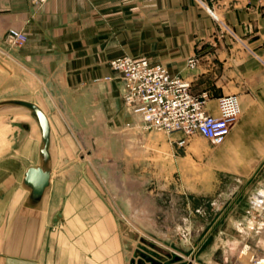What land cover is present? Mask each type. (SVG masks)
Masks as SVG:
<instances>
[{
    "label": "crops",
    "instance_id": "obj_1",
    "mask_svg": "<svg viewBox=\"0 0 264 264\" xmlns=\"http://www.w3.org/2000/svg\"><path fill=\"white\" fill-rule=\"evenodd\" d=\"M10 27L28 41L8 45ZM123 55L162 63L189 80L195 95L207 93L212 115H220L221 97L238 95L242 116L212 163L250 186L247 211L264 217V205L253 202L264 196V0H49L40 8L0 0V88L19 85L23 95L0 98V249L12 258L6 264H113L105 257L114 248V262L126 264L110 198L96 187L93 166L78 160L80 147L103 167L121 129L148 131L124 107L122 74L111 66ZM191 57L199 59L193 67ZM21 101L47 115L48 144L39 118ZM33 167L50 176L41 192L27 179Z\"/></svg>",
    "mask_w": 264,
    "mask_h": 264
},
{
    "label": "rangeland",
    "instance_id": "obj_2",
    "mask_svg": "<svg viewBox=\"0 0 264 264\" xmlns=\"http://www.w3.org/2000/svg\"><path fill=\"white\" fill-rule=\"evenodd\" d=\"M21 92L19 85L2 87L0 98ZM182 137L121 129V143L103 167L95 153L79 147L78 160L93 166L96 187L116 212L126 264H258L264 259V217L247 211L250 186L213 166L212 152L221 144L199 134ZM245 246L253 262L242 254ZM118 251L105 261L114 264ZM8 259L0 249V264Z\"/></svg>",
    "mask_w": 264,
    "mask_h": 264
},
{
    "label": "built area",
    "instance_id": "obj_3",
    "mask_svg": "<svg viewBox=\"0 0 264 264\" xmlns=\"http://www.w3.org/2000/svg\"><path fill=\"white\" fill-rule=\"evenodd\" d=\"M40 8L49 0H30ZM28 41L25 31L12 27L6 37L11 46H22ZM198 57L188 60L193 67ZM111 66L122 74V97L125 109L137 119L144 130H161L171 135L176 132L188 136L202 135L212 144H222L242 116L237 94L220 98V115L207 112V93L198 96L191 91V83L179 75H172L162 63L147 58L123 55L111 61Z\"/></svg>",
    "mask_w": 264,
    "mask_h": 264
},
{
    "label": "water",
    "instance_id": "obj_4",
    "mask_svg": "<svg viewBox=\"0 0 264 264\" xmlns=\"http://www.w3.org/2000/svg\"><path fill=\"white\" fill-rule=\"evenodd\" d=\"M21 104L31 108L40 120L43 130V138L46 144L50 142V124L45 112L35 103L21 101ZM49 173L42 168H30L27 172V179L31 182L36 192H41L49 184Z\"/></svg>",
    "mask_w": 264,
    "mask_h": 264
},
{
    "label": "bare ground",
    "instance_id": "obj_5",
    "mask_svg": "<svg viewBox=\"0 0 264 264\" xmlns=\"http://www.w3.org/2000/svg\"><path fill=\"white\" fill-rule=\"evenodd\" d=\"M254 204L262 206L264 205V196L263 195H256L255 199L253 200ZM257 202V203H256ZM242 254L245 256V258L247 259V262H253V259L251 260V258L253 257V254H251L250 252V247L249 246H245L244 249L242 250ZM135 260V259H134ZM136 262V261H135ZM135 262L133 261L132 264H135ZM141 262V260L139 261ZM258 264H262L264 263V259L263 260H257ZM137 264V262H136Z\"/></svg>",
    "mask_w": 264,
    "mask_h": 264
}]
</instances>
